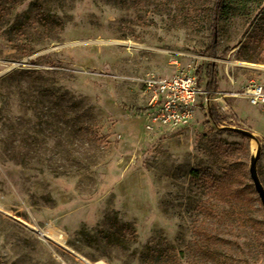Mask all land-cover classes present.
Segmentation results:
<instances>
[{
    "label": "rangeland",
    "instance_id": "374dc122",
    "mask_svg": "<svg viewBox=\"0 0 264 264\" xmlns=\"http://www.w3.org/2000/svg\"><path fill=\"white\" fill-rule=\"evenodd\" d=\"M217 1L0 0V264H264L253 144L204 109L144 119L138 79L204 88L210 62L209 104L264 140V108L232 96L264 85V0L224 5L209 58Z\"/></svg>",
    "mask_w": 264,
    "mask_h": 264
},
{
    "label": "built area",
    "instance_id": "2783aa9c",
    "mask_svg": "<svg viewBox=\"0 0 264 264\" xmlns=\"http://www.w3.org/2000/svg\"><path fill=\"white\" fill-rule=\"evenodd\" d=\"M138 84L148 95V109L144 114L147 127L191 128L199 109H206L209 92L203 88L192 73H176L169 77L147 75L138 79ZM215 93L213 100H216ZM250 105L264 108V85L249 83L238 94Z\"/></svg>",
    "mask_w": 264,
    "mask_h": 264
},
{
    "label": "trees",
    "instance_id": "16d2710c",
    "mask_svg": "<svg viewBox=\"0 0 264 264\" xmlns=\"http://www.w3.org/2000/svg\"><path fill=\"white\" fill-rule=\"evenodd\" d=\"M239 1V0H237ZM230 2V0H218L215 9L213 11V16L211 18L212 20V40L209 43V45L206 47V50L203 52V56L209 57V58H217L219 53V37L217 34V27L219 24V16L221 14V11L224 9V5L226 3ZM216 67L213 63H208V66L206 68V82H205V90L209 92V97L214 98L215 93L218 92L217 82H216V73H215ZM198 71L196 72V78L198 82H201V78H199ZM206 116L209 120V122L215 126L216 129H219L220 126L223 124H226V116L219 112L218 107L210 105L209 108L206 109ZM234 121L239 122V119H237L234 116Z\"/></svg>",
    "mask_w": 264,
    "mask_h": 264
},
{
    "label": "water",
    "instance_id": "95a60500",
    "mask_svg": "<svg viewBox=\"0 0 264 264\" xmlns=\"http://www.w3.org/2000/svg\"><path fill=\"white\" fill-rule=\"evenodd\" d=\"M206 106L209 108V100L206 102ZM220 129H225L228 131H231L233 133L240 134L241 136L245 137L250 141L253 145L250 147V155L248 159V175L250 176V179L252 181V185L254 190L257 193L259 203L262 206V218H263V224H264V187L261 183L260 177L258 176V164L259 159L261 157L263 146H264V140L262 137L252 131L245 130L243 128L237 127V126H225L224 124L220 126Z\"/></svg>",
    "mask_w": 264,
    "mask_h": 264
},
{
    "label": "bare ground",
    "instance_id": "6f19581e",
    "mask_svg": "<svg viewBox=\"0 0 264 264\" xmlns=\"http://www.w3.org/2000/svg\"><path fill=\"white\" fill-rule=\"evenodd\" d=\"M0 211H1V209H0ZM33 230L38 234H40V236H42V237H44V238H52L53 236L54 237H62V233L59 231V230H57V229H54L53 230V232H52V234L51 235H48V234H45L43 231H41L40 229H35V228H33Z\"/></svg>",
    "mask_w": 264,
    "mask_h": 264
}]
</instances>
